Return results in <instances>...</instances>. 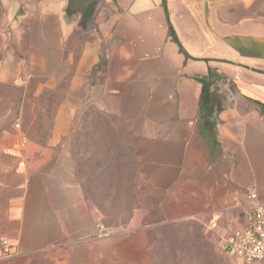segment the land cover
I'll return each mask as SVG.
<instances>
[{
    "label": "crops",
    "instance_id": "0c3cea01",
    "mask_svg": "<svg viewBox=\"0 0 264 264\" xmlns=\"http://www.w3.org/2000/svg\"><path fill=\"white\" fill-rule=\"evenodd\" d=\"M29 84L64 88L55 121L80 105L138 138V208L99 237L60 126L48 145L19 147L0 125V264H152L150 207L161 223L241 222L242 195L264 202V0H0V85ZM11 103L0 97V119ZM200 103L220 147L211 165Z\"/></svg>",
    "mask_w": 264,
    "mask_h": 264
},
{
    "label": "rangeland",
    "instance_id": "374dc122",
    "mask_svg": "<svg viewBox=\"0 0 264 264\" xmlns=\"http://www.w3.org/2000/svg\"><path fill=\"white\" fill-rule=\"evenodd\" d=\"M1 96L10 97L13 103L3 105L8 119H0V125L11 130L14 123H19L23 133L21 137L14 131L9 137L19 142V147L21 138L46 146L54 139L55 124L59 125L63 133L57 136L58 144L69 147L76 182L90 205L99 211L102 224L108 233L127 227L138 208V138L128 132L123 121L93 108L85 110L88 118H82L80 105L74 107L75 118L71 121H55L53 116L63 106L64 88L35 94L33 84L26 88L0 85ZM1 213L0 207V235ZM161 218L158 207H150L146 221L155 224L149 234L152 264H196V245L204 246L212 264H232L217 237L208 231V221L161 223Z\"/></svg>",
    "mask_w": 264,
    "mask_h": 264
},
{
    "label": "built area",
    "instance_id": "2783aa9c",
    "mask_svg": "<svg viewBox=\"0 0 264 264\" xmlns=\"http://www.w3.org/2000/svg\"><path fill=\"white\" fill-rule=\"evenodd\" d=\"M12 128L23 137L19 123H14ZM20 141V146L24 147L26 140L21 138ZM242 196L233 207L241 216V222L235 217L212 218L206 227L217 237L219 247L232 264H264V202L258 201L255 190ZM98 232L99 237L108 235L103 224L98 225ZM1 246L5 248L1 254H10L6 240L1 241Z\"/></svg>",
    "mask_w": 264,
    "mask_h": 264
},
{
    "label": "trees",
    "instance_id": "16d2710c",
    "mask_svg": "<svg viewBox=\"0 0 264 264\" xmlns=\"http://www.w3.org/2000/svg\"><path fill=\"white\" fill-rule=\"evenodd\" d=\"M169 32L172 35V38L177 42L176 36L174 35V32L171 28ZM100 68H101L100 65H98L94 70L97 71ZM199 108H200V114H199V119L197 120L195 125V132H196V136L199 139H201L206 146L205 149L207 153V159L211 165L220 157V149H219L220 147H217V143H216L217 132L215 127V121L211 120L210 117L206 116L207 110L201 103ZM203 250H204L203 245H196L193 247V253L198 254L197 255L198 258L196 259V264H212V261L206 257Z\"/></svg>",
    "mask_w": 264,
    "mask_h": 264
}]
</instances>
